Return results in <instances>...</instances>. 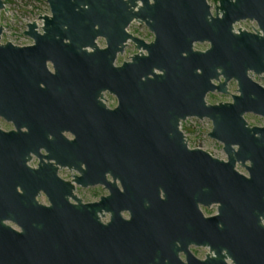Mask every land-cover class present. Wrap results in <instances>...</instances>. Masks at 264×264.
<instances>
[{
  "label": "water",
  "instance_id": "water-1",
  "mask_svg": "<svg viewBox=\"0 0 264 264\" xmlns=\"http://www.w3.org/2000/svg\"><path fill=\"white\" fill-rule=\"evenodd\" d=\"M46 1L50 13L26 23L32 44L2 42L0 23V114L38 133L41 159L63 163V152L39 151L48 133L63 138L67 128L62 111L47 115L46 100L97 104L77 133L86 162L78 179L105 184L110 194L73 205L49 191L51 206L33 196L32 210L21 213L18 168H0V264H264V125L245 117L264 118V85L251 75L264 74V0H219L215 13L208 0ZM5 7L0 0V13ZM246 20L258 29L235 28ZM134 22L154 39L132 34ZM130 41L138 52L117 64ZM206 42L207 49L195 48ZM231 80L238 86L232 101H207L209 93H229ZM14 99L12 110L6 104ZM188 118L212 121L208 134L227 159L189 146L181 128ZM212 205L217 213L206 216L202 207ZM101 209L112 213L108 224L95 215ZM83 227L98 247L76 245ZM117 228L133 245H113ZM191 245L210 252L199 259Z\"/></svg>",
  "mask_w": 264,
  "mask_h": 264
},
{
  "label": "flooded vegetation",
  "instance_id": "flooded-vegetation-1",
  "mask_svg": "<svg viewBox=\"0 0 264 264\" xmlns=\"http://www.w3.org/2000/svg\"><path fill=\"white\" fill-rule=\"evenodd\" d=\"M217 4L212 5L213 13H215V7ZM246 21H250V20H246ZM251 22H255V21H251ZM239 23L235 24L236 29L242 28L237 26ZM257 29L258 28L256 27H252V29L249 31L255 32ZM29 42L30 43L27 44H16V45L23 46V45L32 44L33 43L32 39H30ZM49 69L51 72H54L52 65H49ZM252 74L255 73H251V75ZM257 76H259L263 80L264 74L263 76L260 75ZM229 84H228V90H229ZM260 84L264 85V80L263 83ZM227 94H231L230 91ZM11 101L12 103L7 102L6 105L12 106L13 108L12 110H15L17 106L19 107V101H17L16 99ZM33 102L35 103L34 115H37L39 110L38 108L39 100L37 99V97L33 98ZM46 102H47L46 107L48 110L47 115H49L50 118H53L55 117V115H58L59 111H62L61 112L62 116L67 120V125H66L67 128L61 132L63 138L58 137L56 134L52 132L48 133L47 136L44 137V143L40 146L39 151L41 154L44 155L49 154V152L46 150L47 148L51 149L53 152H61V153L63 152L62 155L65 160L63 163H58L55 159H50V160L46 158L41 159L38 153L35 152V150L38 149V140L40 138L38 133L34 132L29 134L30 131L28 130L27 127L19 128L16 123V120L12 119V117L10 118L9 115L0 114V168L5 169L9 165H15L18 168V174H17L18 181H17L16 190L19 195L17 199V206L19 208V211L23 213V212H30L32 210L33 196H34V200L37 203L48 207L51 206L52 201L49 196V191L55 192L58 196L67 199L68 202L73 205H88V204H95L101 202L103 197H107L110 194L109 188L102 183L85 185L82 183V181H79L78 179L82 176V170L86 168V162L82 159L83 155H82V150L80 148L81 145L77 133L79 132V129L83 125V117H85V115L87 114L89 115L93 114V111L96 114L97 104L91 105V104H87L84 101H79V102H67L66 105L61 104L62 106H60V105H55L54 102L50 99H47ZM115 105L116 104L111 106L110 104H108L109 107H114ZM55 108H57L58 111H55ZM16 115L17 113H15V116ZM75 127H77V130H75ZM25 167H28L29 169ZM53 167L56 169V174L53 171ZM55 175L57 176L58 179L56 178ZM108 180L110 182H113V178L110 175H108ZM83 193L84 194L87 193V195L93 199H87L83 195ZM215 207H216L215 205H212L211 207H202V208H207L209 210H212ZM216 211H217V207H216ZM216 213H212L211 215H206L205 213L204 214L206 216H213ZM95 215L98 217V220L103 224H108L112 218V213L110 211H107L106 209H101L100 211H96ZM121 215L123 219L126 220L131 219L130 211H122ZM4 222L16 232L22 233L24 230L22 225L15 224L11 221H4ZM84 228L85 227H83L82 231L80 232V236L82 239L81 241L76 242V245L82 247H98L96 242L89 240V238L92 235H87V232L85 230L83 231ZM118 229L119 228H117V231L111 235L114 237L115 240L112 242L113 245L115 244H120L122 246L133 245V242H129V241L125 242L122 240L125 234L120 232ZM105 235L107 236V234H104V236ZM107 242L108 241H101L99 242V244L100 245L102 244L103 246H109L110 243ZM192 247L207 248V249L209 248L204 246H196V245L190 246V251L196 257L202 260L205 259L206 255L210 252L209 249V251L205 254L204 257H199L192 251ZM179 257L183 261H186V255L184 252H180ZM228 262L231 261L228 260Z\"/></svg>",
  "mask_w": 264,
  "mask_h": 264
},
{
  "label": "rangeland",
  "instance_id": "rangeland-1",
  "mask_svg": "<svg viewBox=\"0 0 264 264\" xmlns=\"http://www.w3.org/2000/svg\"><path fill=\"white\" fill-rule=\"evenodd\" d=\"M6 7L0 13V23L4 26V33L2 36L3 42L11 41L14 44H27L29 42V38L24 34V31L27 28V24L29 22L38 20L41 14L50 13V8L46 0H4ZM208 2L212 5L217 4L218 0H208ZM41 13V14H40ZM139 22H134L129 27V31L146 41H152L154 39V34L149 30V28L145 24H141ZM238 27H242L244 29L251 30L252 27H256V22L251 21H242L238 25ZM99 45L104 47L105 42L102 39L98 41ZM196 49L205 50L209 47V43H196ZM138 49L133 42H129L128 47L125 49L123 54H120L117 60V64H121L123 61L129 60L130 57L137 53ZM253 78L260 83H263L262 78L259 76L252 74ZM236 89V90H235ZM237 82L232 80L229 84V91L231 94H224L219 92L210 93L207 96V101L209 103L215 104L219 102H230L232 101V94H237L238 91ZM106 99L108 104L111 106L116 104V98L108 93H106ZM247 121L252 126H262L264 124V118L262 116L248 113L245 115ZM213 127L212 121L210 119H197V118H188L186 121L182 122L181 128L184 131L189 146L191 148L201 147L202 149L208 151L213 156L227 159L226 153L224 152V145L222 142L213 139L209 136L208 133L211 132ZM237 169L244 173L248 174L245 168L238 165ZM83 195L87 199H93L86 194ZM203 212L206 215H211L212 213H216V207L212 210L207 208H202ZM192 251L199 257H204L205 254L209 251L207 248H198L192 247Z\"/></svg>",
  "mask_w": 264,
  "mask_h": 264
}]
</instances>
